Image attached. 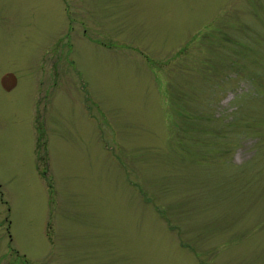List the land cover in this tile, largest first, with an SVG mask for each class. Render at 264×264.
<instances>
[{
	"label": "rangeland",
	"instance_id": "obj_1",
	"mask_svg": "<svg viewBox=\"0 0 264 264\" xmlns=\"http://www.w3.org/2000/svg\"><path fill=\"white\" fill-rule=\"evenodd\" d=\"M5 72L0 264H264V0H0Z\"/></svg>",
	"mask_w": 264,
	"mask_h": 264
},
{
	"label": "water",
	"instance_id": "obj_2",
	"mask_svg": "<svg viewBox=\"0 0 264 264\" xmlns=\"http://www.w3.org/2000/svg\"><path fill=\"white\" fill-rule=\"evenodd\" d=\"M14 77L10 74V75H6L2 78V84L6 87V88H10L13 84H14Z\"/></svg>",
	"mask_w": 264,
	"mask_h": 264
}]
</instances>
